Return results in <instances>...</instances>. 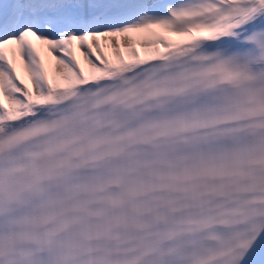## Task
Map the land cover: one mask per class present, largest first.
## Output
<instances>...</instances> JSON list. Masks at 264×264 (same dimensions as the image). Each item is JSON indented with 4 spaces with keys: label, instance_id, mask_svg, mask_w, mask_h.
I'll use <instances>...</instances> for the list:
<instances>
[{
    "label": "snow or ice",
    "instance_id": "1",
    "mask_svg": "<svg viewBox=\"0 0 264 264\" xmlns=\"http://www.w3.org/2000/svg\"><path fill=\"white\" fill-rule=\"evenodd\" d=\"M0 264H264V0H0Z\"/></svg>",
    "mask_w": 264,
    "mask_h": 264
},
{
    "label": "bare ground",
    "instance_id": "2",
    "mask_svg": "<svg viewBox=\"0 0 264 264\" xmlns=\"http://www.w3.org/2000/svg\"><path fill=\"white\" fill-rule=\"evenodd\" d=\"M109 51V56H112L113 54L111 53L110 49ZM51 61V58L45 54V62L48 64ZM81 63L83 64V59L81 58ZM17 69L20 72V75L24 77L25 79L27 78V72L23 69V67L18 63L17 64Z\"/></svg>",
    "mask_w": 264,
    "mask_h": 264
}]
</instances>
